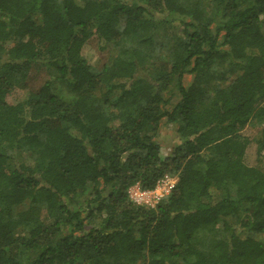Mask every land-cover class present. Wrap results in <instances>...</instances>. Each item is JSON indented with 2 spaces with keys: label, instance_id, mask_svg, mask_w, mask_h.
Masks as SVG:
<instances>
[{
  "label": "trees",
  "instance_id": "1",
  "mask_svg": "<svg viewBox=\"0 0 264 264\" xmlns=\"http://www.w3.org/2000/svg\"><path fill=\"white\" fill-rule=\"evenodd\" d=\"M248 126L264 164V0H0V264H264Z\"/></svg>",
  "mask_w": 264,
  "mask_h": 264
},
{
  "label": "rangeland",
  "instance_id": "2",
  "mask_svg": "<svg viewBox=\"0 0 264 264\" xmlns=\"http://www.w3.org/2000/svg\"><path fill=\"white\" fill-rule=\"evenodd\" d=\"M87 59L92 61L94 65L100 66L104 62H106L109 53H110V48L106 47L104 50H100V46H97L96 44H92L88 49L85 51ZM46 73L40 72L39 73V80L44 79L46 77ZM192 81L191 77H188L186 79L187 84H190ZM177 99L174 100L173 104L176 103ZM259 128H255L252 126H248L247 128L244 129L243 135L250 140H252L251 144L248 147L247 150V162L249 165L252 166H261L263 167V163H258L257 160V147L255 143L253 142L254 137L258 134ZM160 148H161V154L163 158H167L172 155V152L174 148H176L178 145L181 144V141L179 140V137L176 133V127L173 124H170L166 121H163L161 124V128L159 131L158 139H157ZM175 178V177H173ZM138 185H133L130 187V190H134ZM157 188V187H156ZM156 188L152 191H155ZM147 207V206H145ZM149 208V207H147Z\"/></svg>",
  "mask_w": 264,
  "mask_h": 264
},
{
  "label": "built area",
  "instance_id": "3",
  "mask_svg": "<svg viewBox=\"0 0 264 264\" xmlns=\"http://www.w3.org/2000/svg\"><path fill=\"white\" fill-rule=\"evenodd\" d=\"M177 178L165 177L161 179L157 185L156 190H141L137 186L134 190L129 191L130 199L137 205L147 206L149 208H155L156 205L167 196L176 186Z\"/></svg>",
  "mask_w": 264,
  "mask_h": 264
}]
</instances>
